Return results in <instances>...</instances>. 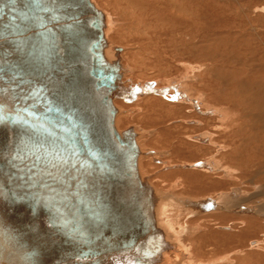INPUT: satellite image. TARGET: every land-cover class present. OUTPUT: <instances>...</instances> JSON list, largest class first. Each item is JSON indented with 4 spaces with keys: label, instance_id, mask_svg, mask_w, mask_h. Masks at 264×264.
Instances as JSON below:
<instances>
[{
    "label": "water",
    "instance_id": "95a60500",
    "mask_svg": "<svg viewBox=\"0 0 264 264\" xmlns=\"http://www.w3.org/2000/svg\"><path fill=\"white\" fill-rule=\"evenodd\" d=\"M102 25L89 0H0V130L13 133L12 157L29 158L26 172L39 166L29 175L46 197L29 196L32 214L40 206L59 242L74 247L72 264H152L164 241L133 132L112 123L118 64L103 55Z\"/></svg>",
    "mask_w": 264,
    "mask_h": 264
},
{
    "label": "rangeland",
    "instance_id": "374dc122",
    "mask_svg": "<svg viewBox=\"0 0 264 264\" xmlns=\"http://www.w3.org/2000/svg\"><path fill=\"white\" fill-rule=\"evenodd\" d=\"M97 1L106 7L109 3L112 6H116L119 3L122 15L127 19L124 26L133 30L137 29L135 33H132V36L129 32V35L125 34L124 39L115 38L118 44L126 48L128 47L127 56L129 54H137L135 55V59L131 57V61H134L132 65L130 64L134 68V79L132 78L131 83L135 85H133L131 90L135 91L138 88L137 86H142L138 90L139 94L142 95L139 96L140 98L132 97L127 101H122L124 107L133 110V112L130 113L132 118L130 122L124 123L121 128L133 123L141 126L139 124V117L142 119V116L153 110L156 113L159 112L161 104H156L154 101L152 104H148V97L153 98L156 96V99L160 101L162 99L161 96H164L165 99H162V102L166 103L163 107L166 111H169L173 105L175 108H178L177 116L173 117L172 115L171 118L168 117L169 119L164 124L156 121V127L152 125L151 128H147V130H151L153 133L156 131L157 139V134L162 133L163 140L166 141L165 148L156 149L160 152L159 155H156L154 159H150L148 164L144 166L147 173H152V179H156V185L170 196L169 201L174 196V198L182 199L183 201H190L187 199H192L196 204L206 199V201L208 199L215 201L219 199L218 195H223L226 191H232L234 188L239 189L242 193L244 190L247 197L249 194L254 195L251 201L252 205L245 203L246 197L242 194L244 196L242 197L243 202L240 205L242 209L235 208L233 211H220L221 215L228 214V216L232 217H228L225 223L213 220L215 219L213 214H219L216 213L219 211H214V209H206L201 213L192 215L188 219L186 222V226H188L187 233H189L190 227L199 228L196 229L195 233H190L188 237H185L187 244L191 245L195 257L201 264H213L216 260H225L227 256L229 260L224 261L222 264H264V217H261L262 211L258 208L259 205L257 204L261 203V201L264 204V174L256 179L254 184L251 183L255 175L261 173L260 171H262V166L264 165V161H262L264 157V0ZM173 2L175 4L173 5L176 7L178 4L177 9L181 10L178 9V11L173 5H169ZM194 10L197 11L194 12ZM108 11H114L113 7ZM184 12L188 14L185 15ZM142 14L144 15L142 16ZM120 16L118 17L120 18ZM188 16H191L192 19ZM113 17L115 18L116 16ZM193 20L195 21L193 22ZM141 23L142 25L140 26ZM137 32L140 35H137ZM126 62L130 61L126 60ZM127 79L126 77L125 80ZM223 79H226V81L221 83L224 81ZM146 82L151 85L148 86ZM168 82L171 83L168 84ZM129 83L130 81L128 80L127 86ZM220 83L222 86L224 85V90L219 95L215 89L216 85ZM235 83L239 85L238 90L241 88L239 90V98L228 95L237 85ZM144 85L150 88L144 89ZM151 87L153 91H151ZM187 89H190L192 93L186 92L189 91ZM244 89L245 91H243ZM186 94L188 98H196L198 102L194 106L190 102L188 104L184 103L183 101L187 100L185 98ZM197 95H200V98ZM227 96L233 98V100H229ZM159 98L161 99L159 100ZM144 109L148 111L146 112ZM182 111L184 114L181 113ZM182 117H185L184 119L188 118L187 125H184L186 129L182 126L183 124L180 125ZM212 125L218 127L220 131L216 130V132L220 134L212 131ZM231 125L234 127L233 132L231 131ZM237 129L239 132L236 131ZM213 132L217 134L213 140L221 144L215 148L217 151L215 152L216 157H219L221 154H228L229 159L233 161L238 160L243 164L241 166L247 170L246 176L240 175V178L236 179V176L229 177L227 174L220 173L219 175L210 174L213 180L212 178L210 180L205 179L204 175L208 172L206 169L201 168L200 165L207 163V157L210 154L202 158V156L195 154L194 151H197L202 146H209V143L206 144L205 142ZM177 134L180 135L179 137H183L184 140V142L178 143V145L175 142L179 138H177ZM203 135L207 136L201 138ZM185 136L188 137L186 138ZM197 137L205 140V142L196 140L195 138ZM248 143L251 145L248 146ZM145 144H149L148 140L147 142L145 140ZM211 145L215 144L211 143ZM233 145L235 148H233ZM232 148L236 150L234 151ZM180 149L184 150L185 153H182ZM190 152L194 156L193 154L190 155ZM182 155L186 156L184 158L185 160L188 159V162L183 163L180 161L183 159ZM193 157L198 160H195ZM249 159L250 162L248 161ZM179 175L184 177H180ZM186 175H189L190 178H185ZM182 186L183 188H181ZM187 189H191L190 191L196 190L198 191L197 194L203 195L193 194L196 196H191V193ZM197 198L200 200H197ZM168 205L167 203V207ZM249 205L254 207L252 209L255 213L247 214L243 212L245 208L251 209ZM180 207V209L176 208L177 213L174 212L173 217L176 218V216L183 215V219L181 218L179 221L185 222L186 216L190 213L186 212L185 208H183L184 206ZM185 214L187 215L185 216ZM244 218H249L252 222H256L251 229L252 238L247 234H242L241 239L229 240V243L226 244L229 247L226 249L223 246L217 248L216 244L222 242L221 235L226 234V232L217 228L218 225L235 226L236 228L234 227V229L236 231L234 233H239L243 228L244 223L241 220ZM204 232L206 236H204ZM192 235L196 236L197 240L200 238L201 242L196 239L193 240ZM246 239L247 244L241 246L243 242H246ZM252 243H256V246H253ZM232 246L234 247L233 249ZM228 250L230 251L227 252ZM234 260H237V263Z\"/></svg>",
    "mask_w": 264,
    "mask_h": 264
},
{
    "label": "bare ground",
    "instance_id": "6f19581e",
    "mask_svg": "<svg viewBox=\"0 0 264 264\" xmlns=\"http://www.w3.org/2000/svg\"><path fill=\"white\" fill-rule=\"evenodd\" d=\"M89 1L93 4V6L95 8L100 10L102 13V23H103L102 32H103V38L105 41V44L103 45V49H102L103 55L109 62L117 61V64H118V78L116 80V86H115L116 88H114L113 93H112V97H111V103L115 109L112 123H113L114 128L119 133H122L125 130H130L133 132V139H134V142H135V145L137 148V154H136V159H135L136 172H137V175H138L139 179L141 180V182L149 188V201H150L149 213H150L151 218L153 220V224H154L155 229L161 233L162 239L164 241L163 247L161 248L160 252L156 255V259L153 261L152 264H201V262L199 263L198 259L195 257V254L193 252L191 245L187 244V242L185 240V237H188L190 235V233H195L196 229H199L196 227H194V228L190 227V231H189V233H187L188 232V226H186V224H187L186 222L188 221V219L192 215H195L196 213L197 214L201 213L202 211H204L206 209H214V211H219V212H216L219 214H213L214 215L213 217L215 219H213V217H212V219L214 221L217 220V222H220V223L221 222L225 223L227 221V218L230 216H228V214L221 215L222 213L220 211H225V210L226 211H233L235 208L242 209L240 205L243 202L242 197H244V196L246 197L245 203L252 205L253 203L251 201H252V199H253L252 197H254V195L252 196V194H249L247 197L245 195L244 190L242 193V191H240L239 189L237 190V188H234L232 191H226L225 190L226 193L223 195H218L219 199H216L215 201H213V199H211L212 201L210 199H208V201H206L207 200L206 199V200L200 201L199 203L197 202V204H196L194 201H192V199H187L190 201H185V200L183 201L182 199L174 198V196L171 199L172 201L171 200L169 201L170 196L164 190H161L159 188V186L156 185V179H152V177H151L152 173H147V171H145V169H144L145 164H148L150 159H154V158H156V155H159L160 152L156 149H158V148L163 149L166 147V141L163 140V138H164L163 134L162 133L157 134V136H158V139H157L156 131L153 133L151 130H147V128H149V127L151 128L152 125H155L154 127H156V121L164 124L167 119L171 118L172 115H173V117L177 116L178 108H175L173 105V107L171 109H169V111L168 110L166 111V109H163V107L165 106L164 104H166V103L162 102V99H165L164 96H161L162 99L159 98V100L161 99L160 101H158L156 99V96H154L153 98L148 97L147 98L148 104H152L153 101L156 102V104L157 103L161 104L160 108H159V112L156 113V111L153 110L152 112L146 113L148 110L146 111V109H144L146 112H144V111L143 112L146 114L144 116H142V119H141V117H139L140 118L139 124H141V126L133 123V124H128L124 128H121V127H123L122 125H124V123L130 122V120L132 119L130 113L133 112V110H130V109L124 107V104L122 101L123 100L127 101L129 98H132V97L138 98L139 96H142L138 92L139 88H142V86H137L138 88H136L135 91L131 90V88H133V85H134L133 83H131L132 78L134 79V77H133L134 68L131 66L134 61H131V57H134L132 59H135V57H136L135 55H137V54H129L127 56V51H128L127 48L128 47L126 48L125 46L118 44L116 41L117 39H115V38L124 39L125 34L126 33L128 34L129 32L131 33V36H132V33H135L137 29L133 30L132 28H127L124 26L125 20L127 21V19L125 16L122 15L119 3L116 4V6L109 5V4H111V3H109V4H107V7H106V6H103L102 4H100L99 1H97V0H89ZM120 3H121V1H120ZM173 4H174V2L172 4H169V5L172 6ZM177 6H178V4H177ZM177 6L176 7L174 6V7L177 9ZM181 6H180V8H181ZM112 7H113L114 11H108ZM179 10H181V9H179ZM189 11H190V9H189ZM196 11L194 10V12H196ZM194 12H193V14H194ZM184 13H185V15L188 14L187 12H184ZM117 15L118 16L122 15V16H120V18H119ZM143 15L144 14H142V16ZM113 16H116V17L114 18ZM189 18H191V16ZM204 18H205V16H204ZM186 19H187V17H186ZM184 21H186V20L184 19ZM194 21L195 20H193V22ZM197 23H199V22L197 21ZM141 25H142V23L140 24V26ZM145 28H147V27H145ZM139 32H141V31L139 30ZM242 32H243V30H242ZM138 34L139 33L137 32V35ZM144 34L146 35V33H144ZM135 53H137V52H135ZM126 60L130 61V62L127 63ZM126 77L128 78L127 80H125ZM128 80L130 81V83L127 86ZM223 80L224 81H222L221 83H224L226 81V79H223ZM169 83H171V82H168V84ZM221 83L216 85V89L218 91L216 89H215V91L217 94L223 92V90H224L223 89L224 85L222 86ZM146 84L148 86L151 85L150 83H147V82H146ZM228 84H230V83H228ZM236 84L237 83H235V85ZM238 86L239 85L237 84L234 87V89L231 90V92L228 95H230L232 97L240 96L239 90L241 88L239 87L240 89L238 90ZM145 88L148 89L150 87L147 88V86L144 85V89ZM187 90H189V91H186V92L192 93V91H190V89H187ZM151 91H153L152 87H151ZM243 91H245V89ZM247 93H249V92L247 91ZM227 97H229V96H227ZM185 98L187 100H185L183 102L187 103V104H188V102H190V104L193 106L195 105V103L198 102V100L196 98H194V99L192 97L188 98L187 94H186ZM198 98H200V95L198 96ZM231 99L233 100V98L229 97V100H231ZM147 100H146V102H147ZM239 107H240V105H239ZM207 109H209V108L207 107ZM184 111H185V109H184ZM181 113L184 114L183 111ZM156 115H158V116H156ZM218 117H220V116L218 115ZM184 118L185 117L181 118L182 121H184V122L181 121V123H180V125L183 124L182 125L183 127H184V125H187L186 122L188 121V118L187 119H184ZM153 119H155V120H153ZM232 124H233V122H232ZM214 125H216V124H214ZM214 125H212L213 126L212 131H215V133H217L216 130H219V129L217 126H214ZM262 125H263V123H262ZM227 126H229V125H227ZM231 126H232L231 131L233 132L234 127H233V125H231ZM184 129H186V128L184 127ZM227 129H228V127H227ZM236 131H238V129ZM232 132H231V134H232ZM215 133L213 132L210 135V138L207 139L206 142H205V140H202L201 138H205L208 134L206 136L203 135L201 138H199V137L195 138L196 140L204 141L206 144L209 143V146H202V147L198 148L197 151H194L195 154L202 156V158H203V156H208L210 154L209 157H207L208 158L207 163L205 165L203 163H201L203 165H200L201 168L206 169V171L208 172L206 175H204L205 179L210 180L212 178L210 176V174L211 175H216V174L219 175L220 173L224 174V175L227 174L229 177L230 176H236V179L240 178V175L246 176L247 170L241 166L243 164H241L238 160L233 161L232 159H229L230 157L228 154L227 155L221 154V155H219V157H216L217 155H215V152H217V151L215 148L221 144H220V142L213 140L215 135H217L219 132L217 134H215ZM222 135H223V133H222ZM179 136L180 135L177 134V138ZM248 139H249V137H248ZM13 140H14V136H13L12 132H10L8 130H2V131L0 130V264H72L76 260L74 258L75 257L74 247H72L68 244L62 245L59 242L60 237L56 234V231L54 229H52L50 226H48V224L46 223V219H45L46 215L40 206L38 207V210H39L38 213L35 215L32 214V211L30 208L32 202H31V198L29 196H31V194H32L34 196H39L40 199L46 197V196L45 197L42 196L43 193H45L43 186L40 187L39 186L40 183L38 185H37V183H35V181L37 180L39 175H37L36 177H34L33 175H29L32 172L36 171V169L39 166L37 165L38 166L37 168L29 169V172H26V169H28L29 165H27L25 162L29 158L26 159L27 155L26 156L23 155L21 159L19 158V157H21V155L12 157V154H13L14 148H15L14 147L15 144H14ZM145 140H146V142L148 140L149 144H145ZM175 142H177L176 145H178V143L184 142L183 137H179L178 140ZM234 142H235V140H234ZM249 142H250V140H249ZM211 143L215 144V145H211ZM162 144H163V146H162ZM203 145H205V144H203ZM250 145L251 144L248 143V146H250ZM176 147H180V146H176ZM233 148H235V146ZM181 152L185 153L184 150L183 151L181 150ZM192 154L193 153L190 152V155H192ZM193 156H194V154H193ZM182 157H183V159L180 160L181 162H183V163L188 162V159L185 160V158H184L186 156L182 155ZM236 157H237V155H236ZM191 159H192V157H191ZM236 159H238V158H236ZM255 159H257V158H255ZM189 160H190V158H189ZM195 160H198V159H195ZM257 160H259V159H257ZM248 161L250 162V159ZM262 161H264V157L262 158ZM30 164L35 165L34 163H30ZM168 166H169V164H168ZM262 167H263V169H262V171H260L261 173L256 174L251 183L254 184V181L264 174V165ZM222 169H224V170H222ZM198 171H200V170H198ZM253 174H254V171H253ZM179 176L184 177L182 175H179ZM191 176H192V178H194L193 175H191ZM195 177H196V175H195ZM185 178H190V176L186 175ZM212 180H213V178H212ZM184 181H185V179H184ZM175 184L177 185V183H175ZM174 185H172V186H174ZM182 185H184V184L182 183ZM33 187H35V188H33ZM181 188H183V186ZM187 190L189 191V193H191V196L203 195V194H199V193L197 194L198 191H196V190L195 191H190L191 189H187ZM186 193H187V191H186ZM193 194H196V195H193ZM242 194L244 196H242ZM258 195H260V194H258ZM59 196H61V195H59ZM200 198H202V197H200ZM213 198H215V197H213ZM197 200H200V199L197 198ZM38 203H41V201L39 200ZM167 203L169 204L168 207H167ZM257 204L259 205L258 208L262 211L261 217H264L263 216L264 215V204H263V202L261 201V203L259 202ZM250 205H249V207H251ZM180 206H184L183 208H185L186 212L190 213V214L188 213L189 214L188 216H186L187 214H185V216L187 217V218L184 217L186 219V220H184L185 222L179 221L181 218L183 219V215L176 216V218L173 217L174 212H176L177 209L181 208ZM261 206H263V207H261ZM252 208H254V207H251V209ZM113 209L118 211L119 213L123 212L122 214L125 216V210H121V209H123V207L121 205H119L118 203L115 204ZM251 209L245 208V211H243V212H246L247 214L248 213L249 214L255 213L253 211V209L252 210ZM130 213H131V210H130ZM70 215H71V213H70ZM129 217H130V219L132 218L131 215ZM230 218H232V217H230ZM63 219H65V218H63ZM120 221L123 223L124 218L121 217ZM235 221H238V220H235ZM241 221L244 223V225H243L241 222V224L243 225L242 227L244 229L241 227L242 229L240 230V232L237 230L239 233H237V232L234 233V231H236V229H234L235 226L233 227L232 225H230V226L229 225L228 226L218 225L217 228L220 229L221 231L223 230V232H226V234L221 235L222 242L216 244L217 248L219 246H220V248L223 246L224 249H226L227 247H229V246H226V244L229 243L228 242L229 240H233V239H237V238L241 239L242 234H247L248 236L251 237V229L253 228V225L256 222H252V220H250L249 218H244ZM82 227H84L85 233L87 234V236H89L91 239H93V236L90 233L91 226L89 224H87V222L85 221V225H82ZM76 229H78V230H76V231L74 230L73 235L81 238L82 231H81V229L79 230V225H78V228H76ZM204 236H206L205 232H204ZM192 238H193V240H195V239L197 240L196 236L194 237L192 235ZM197 241L201 242L200 238ZM81 243L86 244V245H83V247H90V248L93 247V244L90 242H81ZM246 244H247V239H246V242H243L241 246L246 245ZM252 245L256 246V243H252ZM233 248L234 247L232 246V249ZM230 249H231V247H230ZM195 251H196V249H195ZM229 251L230 250H228L227 252H229ZM200 257H198V258H200ZM227 257L225 258V260H221V261L216 260L213 264H222V263H224V261L229 260V258H227ZM249 258H250V256H249ZM234 261H236L235 263H237V260H234ZM104 263L105 264H112V261L107 256L105 258ZM205 263H208V262H205Z\"/></svg>",
    "mask_w": 264,
    "mask_h": 264
},
{
    "label": "snow or ice",
    "instance_id": "6c2138e0",
    "mask_svg": "<svg viewBox=\"0 0 264 264\" xmlns=\"http://www.w3.org/2000/svg\"><path fill=\"white\" fill-rule=\"evenodd\" d=\"M48 163L53 164V166H56L57 163H59V161H56L54 158L53 159H49ZM49 175H51V173H49ZM53 179H55V177H53Z\"/></svg>",
    "mask_w": 264,
    "mask_h": 264
}]
</instances>
